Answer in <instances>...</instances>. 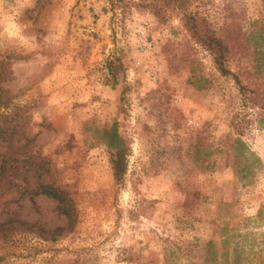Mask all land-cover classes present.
<instances>
[{"label":"rangeland","instance_id":"374dc122","mask_svg":"<svg viewBox=\"0 0 264 264\" xmlns=\"http://www.w3.org/2000/svg\"><path fill=\"white\" fill-rule=\"evenodd\" d=\"M139 1L0 0L4 98L78 213L52 240L39 229L67 225L57 203H10L0 187V264H227L206 261L209 241L228 264H264V110L233 76L249 87L253 51L264 54V2L193 0L232 48L223 76L180 13L162 22ZM114 122L131 149L120 185L97 142Z\"/></svg>","mask_w":264,"mask_h":264},{"label":"trees","instance_id":"16d2710c","mask_svg":"<svg viewBox=\"0 0 264 264\" xmlns=\"http://www.w3.org/2000/svg\"><path fill=\"white\" fill-rule=\"evenodd\" d=\"M264 2V0H262ZM193 0H140L136 6L139 10L150 11L157 19L162 22L167 20L169 12H178L181 15V22L189 37L196 44L206 48L212 55L216 68L223 76L232 75L227 68L232 48L225 37H221L219 32L211 25L207 18L193 10ZM230 41V40H229ZM252 54L255 67L249 69V87L242 84L241 80L235 77L241 93L249 92V101L255 106H261L264 110V54L258 53L256 49ZM107 69L112 78V87H115L120 80V74L124 75L122 64L118 59L109 61ZM13 72L9 61H0V187L5 195L14 196L10 203H19L22 199L28 198L32 203L40 196H45L57 203V213L63 217L67 225L65 227H55L53 229H39L40 236H47L52 240H57L71 232L77 223L78 213L66 193V187L60 184L57 178H53L55 169L49 162L42 159L38 162L33 156L34 139L28 138L21 131V112L20 106L14 105V112L10 109L12 100L4 98L6 91L1 84L10 81ZM199 82L203 83L198 87L199 90L208 88V79L200 76ZM98 144L103 145L108 153L113 177L117 185L123 183L128 171V157L130 155V145L122 135L118 122L98 131ZM234 144L237 147H244L240 139H236ZM36 180V187L30 188V176ZM52 177V179H49ZM20 181V183H19ZM19 195V197H18ZM15 222H7L14 224ZM18 227H13L15 231H23L24 227H32L26 222L16 221ZM15 223V224H16ZM46 238V237H45ZM227 242H224L226 245ZM216 242L209 241L207 247V262H218L222 259L223 263L228 264L229 252L219 254L215 250ZM237 264V262H235Z\"/></svg>","mask_w":264,"mask_h":264}]
</instances>
